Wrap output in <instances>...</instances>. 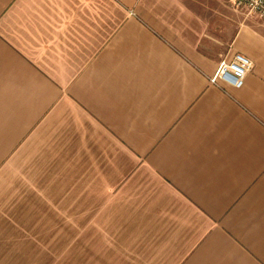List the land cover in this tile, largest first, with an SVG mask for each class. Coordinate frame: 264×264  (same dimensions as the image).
<instances>
[{
    "label": "crops",
    "instance_id": "obj_1",
    "mask_svg": "<svg viewBox=\"0 0 264 264\" xmlns=\"http://www.w3.org/2000/svg\"><path fill=\"white\" fill-rule=\"evenodd\" d=\"M234 52L243 84L213 83ZM0 264H264L262 22L0 0Z\"/></svg>",
    "mask_w": 264,
    "mask_h": 264
},
{
    "label": "built area",
    "instance_id": "obj_2",
    "mask_svg": "<svg viewBox=\"0 0 264 264\" xmlns=\"http://www.w3.org/2000/svg\"><path fill=\"white\" fill-rule=\"evenodd\" d=\"M236 10L247 11L260 17L264 26V0H229ZM252 67V60L240 53L234 52L229 58L219 63L215 75L210 79L213 83H225L235 87L243 84L244 78Z\"/></svg>",
    "mask_w": 264,
    "mask_h": 264
},
{
    "label": "rangeland",
    "instance_id": "obj_3",
    "mask_svg": "<svg viewBox=\"0 0 264 264\" xmlns=\"http://www.w3.org/2000/svg\"><path fill=\"white\" fill-rule=\"evenodd\" d=\"M245 14H246L247 20L254 19L258 23L261 22L259 20V18H257L255 15H252V14L248 13L247 11H245ZM23 216L31 217L32 213L30 212V209L23 208ZM45 225H40V230H42V227L45 226ZM24 226H27V227L25 229H23V230L24 231H29V230L34 229L36 224H35V222L29 224V222L24 220Z\"/></svg>",
    "mask_w": 264,
    "mask_h": 264
}]
</instances>
